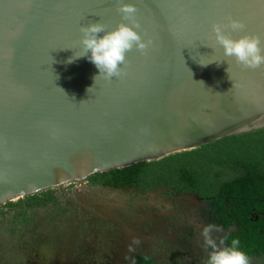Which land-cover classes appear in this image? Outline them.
I'll return each mask as SVG.
<instances>
[{"label":"water","instance_id":"95a60500","mask_svg":"<svg viewBox=\"0 0 264 264\" xmlns=\"http://www.w3.org/2000/svg\"><path fill=\"white\" fill-rule=\"evenodd\" d=\"M122 2L152 44L106 80L76 57L80 26L116 28L117 0H0V203L264 125V67L225 57L212 33L235 18L245 31L226 34L264 40V0Z\"/></svg>","mask_w":264,"mask_h":264},{"label":"flooded vegetation","instance_id":"af4514ba","mask_svg":"<svg viewBox=\"0 0 264 264\" xmlns=\"http://www.w3.org/2000/svg\"><path fill=\"white\" fill-rule=\"evenodd\" d=\"M81 188L92 193L78 192L72 183L53 189V201L45 202L42 193L43 204L22 211L6 206L7 201L0 203V264H116L115 259L122 253L134 254L140 247L155 253L169 251L164 264H206L212 249L202 246V229L209 224L219 226V231L211 233L218 245L220 239L227 237L220 247L230 246L237 232L247 230L250 243L240 244L241 250L252 257L251 264H264V220H258L261 212L255 213L253 206L246 229L243 205L239 209L240 219H236L233 204H223L224 223L214 213L216 206L196 192L167 187L131 190L132 202L125 211L130 221L129 238L115 240L108 237L106 230L111 225L98 223L95 216L107 207L102 202L104 197L111 200L122 193L99 184L90 185L86 180ZM101 231H107L108 236ZM173 233L178 234V241H173ZM104 243L107 246L102 248L100 244Z\"/></svg>","mask_w":264,"mask_h":264},{"label":"trees","instance_id":"16d2710c","mask_svg":"<svg viewBox=\"0 0 264 264\" xmlns=\"http://www.w3.org/2000/svg\"><path fill=\"white\" fill-rule=\"evenodd\" d=\"M86 181L90 185L99 184L116 189L124 195L122 199H108L110 204L106 203L107 207L98 211L95 216L98 223L111 225L108 229L104 227L110 236L106 235L107 231H101L103 236L116 238L115 240L125 238V230L130 225L125 212L128 204L132 202L129 191L143 192L157 187L196 192L205 197L208 203L216 206L214 213L219 214L224 223L226 213L223 204H233V210L238 216L236 219H240L239 209L243 205L244 210L241 213L248 221L245 228L249 229L251 220L248 217L253 216L249 213L251 206L255 213L261 212L258 220H264V125L228 133L195 147L173 151L158 158L138 160L124 166L96 171L89 174ZM52 190L29 194L24 200L18 198L15 201H7L5 205L19 208L21 211L32 208L34 205L43 204L44 201H53ZM42 193L45 196L44 201L40 197ZM114 198L123 202L119 205L121 208L115 205ZM246 231L244 229L235 234L241 245L250 243V235ZM173 234V241H178V234ZM100 246L104 248L107 243ZM175 252L174 249L173 253ZM161 258V250H156L155 253L140 247L134 254L122 253L115 259V263L159 264Z\"/></svg>","mask_w":264,"mask_h":264},{"label":"clouds","instance_id":"9594fccd","mask_svg":"<svg viewBox=\"0 0 264 264\" xmlns=\"http://www.w3.org/2000/svg\"><path fill=\"white\" fill-rule=\"evenodd\" d=\"M117 11L121 14V22L112 30H106L102 23H89L80 26L82 33L79 44L82 46V54L76 57L86 56L91 53L89 59L98 68L99 75L106 80L120 77L124 74L127 65V53L134 48L141 54H145L152 41L145 40L140 31L141 25L136 19L138 9L131 3L117 0ZM246 25L242 20L229 18L225 23H214L212 33L215 41L223 48V54L227 58H234L236 63L248 69L264 67V40L259 35L245 34L239 38H232L226 34L231 32H244ZM99 33H105L102 37ZM228 71V69H227ZM97 76V77H98ZM96 77V78H97ZM95 78V79H96ZM202 83V82H201ZM91 89V88H90ZM90 89L88 91L90 92ZM63 91L62 89H60ZM87 101H81L85 103ZM219 226L209 224L202 229L203 247L212 249L206 264H251L252 257L241 250L240 240L232 239L231 245L225 244L227 237L217 241L211 236L213 231H219Z\"/></svg>","mask_w":264,"mask_h":264},{"label":"rangeland","instance_id":"374dc122","mask_svg":"<svg viewBox=\"0 0 264 264\" xmlns=\"http://www.w3.org/2000/svg\"><path fill=\"white\" fill-rule=\"evenodd\" d=\"M80 185L81 184H79V183H74V186L77 188V190H78V192L80 191H83V192H89V193H92V191H90V190H85V189H80ZM124 195H122V194H120V195H118V194H116L115 195V197L116 198H119V199H122V197H123ZM102 197V196H101ZM116 198H114L115 200H116ZM105 199H107L108 200V198L107 197H105ZM114 202V201H113ZM116 203H118L119 201H115ZM121 203H123L122 201H120ZM119 202V203H120ZM122 206H119V208H121ZM126 209H128V208H126ZM189 219H192L193 220V218L191 217V215H190V217H189ZM174 220H175V218H174ZM155 227L154 228H157V225H154ZM154 228L152 227V226H150V229H153L154 230ZM149 229V230H150ZM164 233H166V232H164ZM168 234H170V233H168ZM152 246H154L153 244H152ZM174 249H171V251H173ZM167 253H169V251H164L163 253H162V260L160 259V263L159 264H164L163 262H164V260H167V258H165V257H168V255H167ZM159 254H160V252H159ZM74 256V255H73ZM77 256H79V255H77Z\"/></svg>","mask_w":264,"mask_h":264}]
</instances>
